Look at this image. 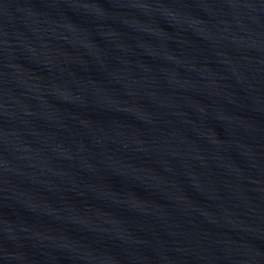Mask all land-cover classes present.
<instances>
[{"label": "water", "instance_id": "water-1", "mask_svg": "<svg viewBox=\"0 0 264 264\" xmlns=\"http://www.w3.org/2000/svg\"><path fill=\"white\" fill-rule=\"evenodd\" d=\"M0 264H264V0H0Z\"/></svg>", "mask_w": 264, "mask_h": 264}]
</instances>
